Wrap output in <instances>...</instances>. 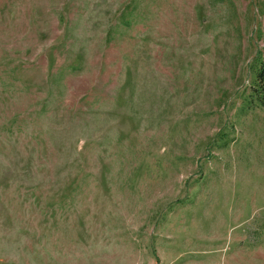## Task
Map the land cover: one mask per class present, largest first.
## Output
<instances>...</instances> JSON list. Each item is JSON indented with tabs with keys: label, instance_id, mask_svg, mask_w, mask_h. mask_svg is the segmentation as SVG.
<instances>
[{
	"label": "rangeland",
	"instance_id": "obj_1",
	"mask_svg": "<svg viewBox=\"0 0 264 264\" xmlns=\"http://www.w3.org/2000/svg\"><path fill=\"white\" fill-rule=\"evenodd\" d=\"M264 0H0V264H264Z\"/></svg>",
	"mask_w": 264,
	"mask_h": 264
},
{
	"label": "trees",
	"instance_id": "obj_2",
	"mask_svg": "<svg viewBox=\"0 0 264 264\" xmlns=\"http://www.w3.org/2000/svg\"><path fill=\"white\" fill-rule=\"evenodd\" d=\"M257 84L255 91L264 104V55L262 56L256 73Z\"/></svg>",
	"mask_w": 264,
	"mask_h": 264
}]
</instances>
